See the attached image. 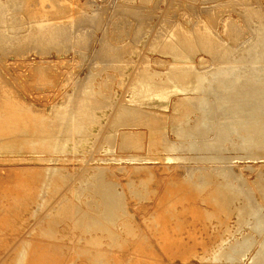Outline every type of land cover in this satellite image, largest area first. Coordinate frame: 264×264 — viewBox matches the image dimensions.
I'll return each instance as SVG.
<instances>
[{
  "label": "rangeland",
  "instance_id": "obj_1",
  "mask_svg": "<svg viewBox=\"0 0 264 264\" xmlns=\"http://www.w3.org/2000/svg\"><path fill=\"white\" fill-rule=\"evenodd\" d=\"M1 1L6 2L7 14L6 22L0 24V86L9 88L15 97L29 104L40 115L49 116L51 119L53 117L54 128H59L54 129L52 126L51 133L58 132L56 135L59 134L61 127L65 130V120L60 117L65 109L70 114L71 112L76 114L79 104L83 102L86 103L85 105L89 104L88 108L92 107L93 112L89 110L91 114L88 113L89 117L85 118L86 123L89 120L86 125L90 135L88 133L87 137L82 139L75 138L77 147L74 150L24 149L20 151L21 153H11V155L17 153L22 156H16L14 158L19 159L12 160L6 158L9 155L0 154V223L3 219L7 220L6 226H0V264H3L16 251L19 243L26 237L34 239V244L38 248L37 252L44 254L45 257L62 255L60 257L64 262L70 261L71 246L76 242L80 233L69 220L56 222L59 236L57 240L60 242V247H55L50 239L39 233L38 230L47 221L45 220L47 215L61 206L63 198L71 195L76 184L82 185L80 179L91 170H99L105 180L113 182L119 189L123 196V205L129 209L130 218L134 220L133 223L136 226L135 234H129L123 238L127 242L124 243L125 246H111L107 242L108 238H104L103 248L107 250L108 255H117L116 258L120 264H129V261L130 264L131 261H135L133 262L135 264L136 261H138L137 264L142 261L141 264L144 262L145 264L148 262L150 264H251L258 249V242L252 245L244 257L238 253L237 255L236 253L231 254L235 258L228 257L230 252L228 248L230 249V243L242 239L244 235L256 238L262 236L260 235L262 233L254 231L251 227L248 213H245L241 219L239 208L244 205L246 195L252 194L251 191H254L250 196L255 195L252 198L257 202V205L260 204L258 205L259 208L261 206L260 212L264 215V144L260 146L261 148H256H259V152H255L258 156L251 157L249 155L256 149L243 148L241 141L245 143V139L235 134L233 137L235 144L229 141L230 145L227 142L223 150H219V148L213 150L216 152V156H226L228 160L214 159L210 155H204V152H208V150L203 148L205 141H203L202 134L205 131L208 136L212 135L213 137L214 131L217 132L218 123L221 124V122H218L213 129L212 122L204 127L202 120L197 122V119H202L207 111V105L203 103L204 99L201 95H199V99L192 100V104L191 102L178 104L179 96L173 94L167 106L158 102L162 98H146L145 101H142L143 99L136 95L147 70L155 73L157 77L155 81L159 84H170L174 77H182L183 72L179 71V68L185 65L181 64V60L178 61L179 59L174 58V53L178 47H186L181 40L191 37L199 47L194 58L196 67L200 66L201 68H198L200 71H203L202 66L205 64L209 65H205V67L214 68L215 63L217 67L222 65L224 67L225 63L226 69H230L231 78L236 79L238 71H240L237 68L244 69L246 66L244 70L247 71L253 67L252 63H248L249 66L246 64L247 60L243 61L238 57L232 58L234 61L229 59L224 62L221 58L223 54L221 55L220 52H211L210 54L208 49L201 48L199 38L201 34H210L224 42L225 48L229 45L228 50L231 48L229 51L233 56L235 53L247 54L248 51H244L243 48L250 45L254 47L255 44L250 42L252 37L255 35L260 37L259 32L261 33V30L264 29L261 27V22L264 23V0H49L46 7H61V12L55 13L42 11L45 10L42 5L43 0ZM67 10L68 12H66ZM55 17L58 18L55 19ZM50 30L56 32V38L47 40L48 36L41 38L38 35L41 31L43 33ZM8 31L11 34L14 32L13 37L11 35L8 38L2 37ZM227 37L231 39L229 42ZM245 38L247 43H250L247 46L243 45ZM172 45H176L174 49ZM232 45L233 47L243 46L242 50L245 53L237 47L232 50ZM261 46L262 44L258 50ZM201 57H204V63L200 61ZM220 60H223V63L219 62ZM238 60L245 63H241L243 64L241 66ZM230 62L231 66H229ZM233 69L236 73L233 72ZM209 70L206 71L207 74L214 71ZM244 70L239 73L240 81L248 77L246 74L249 73V70L247 73ZM247 83L250 85L255 81L252 83L247 81ZM81 94L83 97L91 98H83ZM209 96L211 95L208 94L210 101L214 102L215 95L211 98ZM92 97H95L94 101L91 100ZM212 102H210L211 105ZM200 104L206 106L205 110ZM191 107L194 110L189 112ZM131 108L133 111L130 110ZM214 108L215 106L210 108L213 109L212 111L209 109L210 117H216L218 113V109ZM124 109L129 110L130 114L134 110L135 113L140 110L159 113V117L151 115L153 119L158 118L156 121L162 124L160 125L169 141H174L173 143L180 147L179 151L167 149L164 142L156 138L151 139L150 129H146L148 130L147 136L139 142L138 146H123L121 133L128 126L138 125L132 123L137 121L124 116ZM57 111L61 113L55 115ZM188 113L191 116L190 122L193 123L186 125V122H183L182 126L185 124L186 128L178 129L176 127L178 121ZM145 115L143 114L144 121L148 119ZM120 117L126 119H120ZM200 126H202V131ZM205 127L206 130H204ZM208 129L212 132H208ZM187 130L188 132L193 131L191 133L195 136L189 135ZM70 132V134H74L72 129ZM196 132L202 136L197 135ZM194 141V148L189 147ZM211 142H214L212 144H215V147L219 145L213 139ZM211 151L209 149L208 153ZM218 153L219 155H217ZM176 154L179 157L167 158ZM40 157L44 159H38ZM46 166H52L54 169L58 168L65 172L61 186L52 191L41 206L35 202L36 198L41 199L42 197L37 189L31 190V194L26 196L32 200L29 209L15 202L10 186L17 179V171L23 168L42 169L41 172L43 170L45 172L36 176L40 177L37 180L40 182L41 178L44 180L48 173L44 169ZM225 167L230 168L229 170L233 172L234 180L241 182L240 179L243 178V182H245L241 183L244 185L242 186L244 191H250L249 194H246L247 192L236 188L232 194L233 197H229L232 204L231 206L228 204L229 206H226L228 208L223 207L220 200H215L210 194L211 190L217 192L216 188H220V182L225 181L220 173L222 169H226ZM200 178L209 181V184L203 188L198 186L197 181L201 180ZM39 184V187L43 186L42 182ZM246 188L248 189L246 190ZM82 193L83 199H86L87 196L92 198L93 193L90 191L85 189L84 192L82 190ZM241 196L245 198L243 199ZM240 205L241 207H239ZM215 206L216 209L220 206L219 210H216ZM169 210L171 211L169 212ZM162 214L166 216L163 215L164 219L161 223L159 217ZM16 215L23 219V223L16 221ZM139 228L140 232H138ZM9 234L12 238L10 242L7 239L10 237ZM80 242L83 244L84 238H81ZM222 244L226 249H224L225 253L218 252ZM216 251L219 256L216 255ZM215 255L217 258H214ZM138 257L141 258V261ZM148 258H152L153 262ZM82 259L80 258V260ZM154 260L156 261L154 262ZM75 262L72 260L69 263L75 264Z\"/></svg>",
  "mask_w": 264,
  "mask_h": 264
},
{
  "label": "bare ground",
  "instance_id": "obj_2",
  "mask_svg": "<svg viewBox=\"0 0 264 264\" xmlns=\"http://www.w3.org/2000/svg\"><path fill=\"white\" fill-rule=\"evenodd\" d=\"M48 2H49V0H43V2H42V5L44 6L45 10H42V9L41 10L44 13H48V12L55 13L57 11L61 12V10H60L61 7H58V6H47L46 7V4ZM76 4H77V2H76ZM78 6H80V5H78ZM63 7H66V6H63ZM6 12H7L6 2L4 3L3 1L0 0V24H2L3 22H6V19H5L6 14H7ZM66 12H68V10ZM58 14H60V13H58ZM85 14H86V12H85ZM46 16H48V15H46ZM51 16H53V15H51ZM56 18H58V17H55V19ZM37 20H38V17H37ZM194 27H196V26H194ZM261 27L264 28L263 22H261ZM197 28H198V25H197ZM226 28H227V26H226ZM258 28H260V27H258ZM4 29H6V28H4ZM53 29H54V27H53ZM194 30H196V29H194ZM2 33H3V31H2ZM55 33L56 32H54V30L53 31L52 30L44 31L43 33L41 31L38 33V35L41 36V38H43V36H48L47 40H49V38L51 40V39L57 37V35ZM0 34H1V31H0ZM13 34H14V32H13ZM13 34H11V32L8 31L7 33L5 32L4 33L5 36H2V37L8 38L9 35H11V37H13ZM259 34H260V37L255 35L256 37L255 36L252 37L253 38L252 41H250L251 38L249 39L250 42L255 44L254 47L252 45L247 46L250 43L249 42H248L249 44L247 43L246 38L244 39L245 42L243 41V43H244L243 45L247 46L245 49L243 48V46H241V47L234 46L233 47V45H232V48H233L232 50H235L234 48L237 47V48H241V51H243V50L248 51L247 54H243V53L242 54L241 53L236 54L234 52L235 53L234 56L229 51L231 49L230 47H229L230 49L228 50L229 45L227 46V48H225L224 47L225 43L221 42L216 37H213L212 35L206 34V33H204L203 35L199 34L201 36L199 38L200 39V41H199L200 47L205 49V50L208 49L210 51V54H211V52L212 53L220 52L221 55L223 54L221 58L224 60V62H227L225 60H229V59L238 57L239 59H243V61L247 60V62H246L247 65L252 63L251 65H253V67H250V68H252V70H250V68L248 69L249 73L246 74V76H248V77H246L245 80L242 79L243 81H240L241 79H239L240 77H238V76H240L239 75L240 71L245 69L246 64L244 65L245 67L243 66L244 69L243 68H237L240 71L237 70L238 74L236 76V79L233 76L232 77L234 79L231 78V75L229 72L230 69H228V70L226 69L225 63H224V67H222L223 65L221 67H217L216 63H215L214 68L205 67V65H206L205 64L204 66H202L203 71L202 70L200 71L198 69V68H200V66L198 68L196 67V63H195L196 60L194 58L196 51L198 50L199 47H197L198 46L196 44L197 42H195L193 40L194 38L191 39L192 37L191 38L187 37L188 39L181 40L182 44L186 45V47L185 48L178 47V50L174 53V58L179 59L178 61L181 60L183 62V63L181 62V64L185 65V66H181L180 68L178 67L179 71L183 72V74H181L182 77L180 78V77L176 76L173 79H171L172 81L170 84L164 85V84H159V82L155 81L157 77H156L155 73H153V71L147 70L145 72V76L143 77L144 79L140 82L142 84L138 88L136 96L143 99L142 101H145L146 98H155V97L162 98V99H159L160 101H158V102H160L161 105L167 106L169 103V99L173 94H177V96H179L178 97V101H179L178 104H181V103L182 104H188L189 102H191L194 99H199V95H201L204 99L203 103L205 105H207V111L205 113L206 115L202 116V119H197V122L199 123L202 120V122L204 124L203 127L205 125H208V123L212 122L213 123V124H211L212 129L215 126H217L216 124L218 122H221V124H222L221 125L220 123H218V127H216L217 132L214 131L215 134L213 133V137H212V135L208 136L207 132H205V131H203L204 134H202V132H201V134L204 137V140H203V137H202V140L205 141L203 148L207 149L208 152H209V149L212 150L210 153L204 152L205 153L204 155H210L214 159L220 158V159H222V161L228 160V158L226 156H224V157L223 156L222 157L216 156V152H214L213 150H217L218 148H219V150H223V147L225 148L227 145V142H229V141L232 142V144H235V141L233 138L235 136V134H237L239 137H243L245 139V141H244L245 143H243L241 141V146L243 148H247L248 150H251V149L253 150L254 148L256 149L257 147L262 146L264 144V29L261 30V33L259 32ZM216 35H217V33H216ZM228 35H229V33H228ZM34 37H35V35H34ZM73 37H74V35H73ZM218 38H219V36H218ZM230 38H231V36H230ZM230 38H228V42H229ZM235 38H237V37H235ZM165 40H166V37H165ZM172 40H174V39H172ZM223 40L225 41V39H223ZM261 44H262V46H261L260 50H258V48ZM175 46L172 45L173 49L175 48ZM242 48H243V50H242ZM108 55H110V54H108ZM212 55H214V54H212ZM203 58L204 57H201L200 61L203 62ZM205 60H207V59H205ZM223 60H220L219 62L222 61V63H223ZM178 61H177V64H178ZM200 61H199V63H200ZM238 61H240V60H238ZM174 62H172V63H174ZM219 62H217V63H219ZM158 63H160V62H158ZM239 63L244 64L245 62L240 61ZM230 64H231V62L229 63V66H231ZM232 64H234V63H232ZM236 64H237V62H236ZM236 64H234V65H236ZM243 64H241V66ZM142 68H144V67H142ZM170 68H172V67H170ZM235 68H236V66H235ZM207 70H209V71L214 70V71L211 74L210 73L207 74L206 73ZM244 71H246V70H244ZM247 71H246V73H247ZM233 72H235V69H233ZM235 73H233V74H235ZM228 75H230V76H228ZM134 78H135V76H134ZM251 79H253V80H251ZM247 81L251 82V83L253 81H255V83H253V84L249 83L250 85H248ZM89 91H90V89H89ZM93 94H94V92H93ZM208 94L211 95V96H209L210 98L213 95H215V97L213 96L215 101L212 99L214 102L210 101V99L208 98ZM81 96L83 97V94H81ZM84 96H85V94H84ZM85 97L87 98V96H85ZM85 97H83V98H85ZM92 98L93 99H91V100L94 101L95 97H92ZM83 101H84V99H83ZM193 102L196 103V101H193ZM210 102H212V105L214 103L215 108L218 109V111H217L218 113L216 114V117L215 116L210 117V114H208L209 109L214 107L210 104ZM85 104L83 102L79 104L78 110L76 108V110H77L76 114L75 113L73 114V112H71V114H70L69 112L65 111L66 109L64 110V112L61 114L62 116H60V117L61 118L63 117L65 120L64 121V123L66 124L65 130L61 127L59 134L56 135V133H58V132L51 133L53 130L51 127L53 126V128H54V125H53L54 120L52 121L53 117L51 119V118H49V116L40 115L38 112H35L29 104H27L26 102L15 97L9 88L0 86V154H2L4 156L9 155L6 158L12 160V159H19V158H14L16 156H18V157H22V156L17 155V153H14L11 155V153H13V152L21 153L20 151H23L24 149H33V150L49 149V151H50V149L56 150V151H65V150H69V149L74 150L77 147V143L74 141L75 138L79 137L80 139H82L84 137H87V135L89 133V130H88L87 125H86L89 123V120H88V123H86L85 118L86 117L88 118L89 117L88 113L93 112V111L91 110L92 107H91V109L88 108V105H89L88 102H87L88 105H85ZM191 104H192V102H191ZM92 105L94 106L95 104H92ZM176 106H177V103H176L175 107ZM201 106H203V104ZM210 106H212V107H210ZM203 107H201V108H203ZM205 107H204V110H205ZM117 109H118V107H117ZM126 109H127V107H126ZM217 109H215V110H217ZM89 110H91V111L89 112ZM93 110H94V108H93ZM130 110L133 111L132 108ZM193 110H194V108L191 107L189 109V112H192ZM204 110H203V112H205ZM210 110L212 111L213 109H210ZM81 111H84V113L83 112L81 113ZM211 111L209 113H211ZM59 113H61V112L57 111V112H55V115H57ZM86 113H87V115H86ZM134 113H135V110L132 114L129 113V110H125V112L123 113L127 119L137 121V122L131 121L132 123H134V125L138 124V125H135V127H131V126L126 127L125 130L121 133V140H122L123 146L124 145L126 147L138 146L139 142H141L147 136L148 130H146V129H150L149 132L151 135V139L156 138L157 140L164 142L167 149L169 148V149H174V150L179 151L180 147L178 145H176L175 143H173L174 141L173 142L169 141L168 136L166 135L165 131L161 127L162 124L159 121L158 122L156 121V120H158V118L153 119L154 115H155V117H156V115H158V117H159V115H160L159 113H156L153 111H148V110H140L139 112L137 111L135 114ZM215 113H213V114H215ZM143 114H146L145 116L148 118L146 121H144ZM186 115H187V117H186ZM186 115L184 118L181 119L183 121H181V120L178 121V125H176V127H178V129H185L186 128L185 126L188 125V123H193V122H190V118H191L190 114L188 113ZM120 116H122V115H120ZM141 116H142V118H141ZM125 117H122V118H125ZM94 118H96V117H94ZM122 118L120 117V119H122ZM91 119H92V117H91ZM194 119H195V117H194ZM198 120H200V121H198ZM183 122L184 123L186 122L185 123L186 125L184 124V126H182ZM193 125H191V126H193ZM201 127L202 126H200V130L202 131ZM209 127H210V125H209ZM55 128H59V127H55ZM207 128H208V126H207ZM207 128L205 127L204 130H206ZM71 129L74 132L73 135L70 134ZM55 131H58V130H55ZM195 131H197V130H195ZM191 132H193V131L188 132V130H187V133L192 136L193 133H191ZM208 132H212V131L209 130ZM184 133H186V132H184ZM196 134H197V132H196ZM89 135H90V133H89ZM202 135L199 134V136H202ZM194 136L195 135L193 134V137ZM238 136H236V137H238ZM111 137H110V139H111ZM198 138H200V137H198ZM72 139H73V141H71ZM212 139H213V141L215 140V142H218L219 145H217L215 147V144L214 145L212 144L214 142H211ZM236 140H237V138H236ZM196 141H197V139H196ZM189 142H188V144H190ZM230 142H229V145H230ZM153 144H155L154 141H153ZM158 144H159V142H158ZM194 144H195V141L189 147L194 148V146H195ZM162 145H164V144L162 143ZM153 146H155V145H153ZM200 146H202V145H200ZM238 146H240V145H238ZM160 149H162V148H160ZM207 150H204V151H207ZM258 150H259V148L256 149L255 151L251 152V154L249 156L257 157L258 155L255 152H257ZM219 153L221 154V152H219ZM219 153L217 155H219ZM177 157H179V156L176 154L175 156H168L167 158H177ZM38 159H44V158L40 157ZM189 166H190V164H189ZM194 168H195V166H194ZM220 168H222V167H220ZM44 169H46L47 170L46 172H48V173L45 175L44 180L41 178L40 182L37 181L40 179V177H36V176L38 174H42V172L43 173L45 172L44 170L41 172L42 169H24L23 168V169H20L17 171V174H18L17 179L14 182V184H12L10 186V191H11L13 200L15 202L22 204L25 206V208L29 209L31 207L29 205H31L30 203L32 200L30 198H27L26 196H27V194H29L31 192V190L37 189L41 193L42 197H41V199L36 198L35 202L41 206L45 203L47 196L52 191L58 189L61 186L63 178L65 176V172L60 171L58 168L54 169V167H52V166H46V167H44ZM187 169H188V167H187ZM216 169H215V171H216ZM229 169L230 168H226V169H222V170L220 169L221 170L220 173L222 174V177L225 179V181L220 182L221 186L219 185L220 188H216L217 192H215V190L214 191L211 190V192H210V194H212V196L211 195L210 196L215 198V200H220V204L225 208H228V207H226L228 204L231 206L232 203H230L229 197H231V198L233 197L232 194H234V191L236 188L240 189V191L243 190V192H247V191H244V189L242 187V186H244L241 183V182H243V178L240 179V180H242L241 182L239 180L238 181L234 180L233 176H232L233 172H231ZM194 174H195V172H194ZM43 175H42V177H43ZM209 176H211V175H209ZM238 179H239V177H238ZM80 181L82 182V185L78 186L79 184H76L74 186V189L71 192V195H67L63 198L61 206L57 210L50 212L47 215V217L45 218V220H47V221L44 222L45 223L44 225L41 224L42 226L39 228L38 232L41 233L42 235H45L47 238H49L55 247H60V242L57 240V238L59 236L57 233V228H56L57 223L56 222L58 220H60V221L69 220L72 223L73 227L80 233V236L78 237L76 242L74 244H72V246H71L72 247V254L70 255L71 257H69L70 261H72V260L76 261L75 264H120L118 262V259L116 258L117 255H115V254L108 255L109 253L107 252V250L105 248H103V244L105 242L104 238L106 237V238H108L107 242L111 246H118V247L121 246L122 247V246H125L124 243L125 244L127 243L125 239H124L125 241L123 240V238H125L126 235L136 233V226L134 225L135 223H133L134 220L132 218H130V211L127 207H125L123 205L124 200L122 199L123 198L122 193L119 191V189H117L115 187L113 182L105 180L103 175L101 174V172H99V170L89 171L88 173H86L83 176L82 179H80ZM38 182L39 183L42 182L43 186L39 187L40 184ZM213 183H214V180H213ZM197 184H198V186H202V188H203L209 184V181H207L205 179H203V180L201 179V180L197 181ZM245 185H247V183H245ZM210 187H211V185H210ZM248 188H246V190ZM85 189L90 191L91 193H93L94 198H93V195L90 194L92 196V198H90V196H87L86 199H83L82 198V194H83L82 190L84 192ZM250 189H252V188H250ZM249 192L250 191H248L246 194H249ZM251 192L253 194L254 191H251ZM258 192H261V191H258ZM40 193H38V194H40ZM85 194H86V192H85ZM207 194H208V192H207ZM252 194L246 195L245 202L243 201L244 205L242 207L240 205L239 207H241V208L238 207L240 210L239 216L241 217V219H243L245 213H248L250 216L249 222L251 224V227L253 228L254 231L262 233V234H260L262 236H261V238H256L254 236L251 237V235H244L242 239H238L235 242H232V244L230 243V249L228 248V250H230V252L228 253L229 255L228 254L227 255L229 257L233 253H236V255L238 253V255L244 257L248 254L247 251L252 247V245L255 242H258V249L256 250V252L254 254V258H253L254 260H252L251 264H264V217H263L264 215H262V213L260 212L261 206H260V208L258 206L260 204L257 205V202L254 201V198H252L255 195L250 196ZM235 196H236V194H235ZM36 197H40V196H36ZM241 197L243 199L245 198L244 196H241ZM212 204H213V202H212ZM217 204H219V203H217ZM218 208H220V206ZM215 209H216V206H215ZM170 211L171 210H169V212ZM212 211H215V210H212ZM216 212H218V211H216ZM163 215H165V214H162V216L159 217V222L161 219V223H162V220L164 219ZM216 216H218V215H216ZM22 220H23L22 218H20L18 215H16V221L18 223H23ZM1 222L2 223H0V226H2V225L6 226L5 224H7V220L3 219V220H1ZM241 222H242V220H241ZM119 225H120V227H118ZM2 228L5 229L4 227H2ZM137 230H138V228H137ZM138 232H140V228H139ZM10 235L11 234H9V236ZM81 238H84L83 244H81V242H80ZM7 239L10 242L12 238L10 236ZM224 249H225V247L222 244V245H220L219 251L218 250L217 251L220 253H225ZM37 250H38V248L34 244V239L26 237L21 241V243H19L16 251L13 252L3 264H70L69 263L70 261L69 262L63 261V258L60 257L62 255H59V256L55 255V257H52V256L51 257H45L44 254L38 253ZM217 251H216V253H217ZM226 253H227V251H226ZM137 255H139V254H137ZM216 255L219 256L218 253ZM216 255L214 258H217ZM251 256H253V255H251ZM231 257H234V256H231ZM80 258H83V259L80 260ZM140 259L141 258H139V260ZM150 259L148 258L149 261L153 262V259L152 258H150ZM78 260H80V261H78ZM234 260H232V261H234ZM155 261L156 260H154V262ZM133 262H135V261H133ZM133 262L131 261V264ZM137 262L138 261H136V264H137ZM141 263H139V264H141ZM129 264H130V261H129ZM133 264H135V263H133ZM144 264H145V262H144ZM148 264H150V262H148Z\"/></svg>",
  "mask_w": 264,
  "mask_h": 264
}]
</instances>
